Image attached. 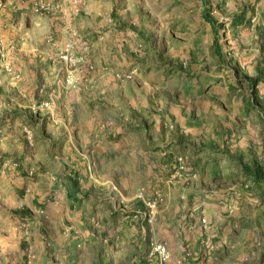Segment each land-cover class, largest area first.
Returning <instances> with one entry per match:
<instances>
[{
	"label": "rangeland",
	"instance_id": "rangeland-1",
	"mask_svg": "<svg viewBox=\"0 0 264 264\" xmlns=\"http://www.w3.org/2000/svg\"><path fill=\"white\" fill-rule=\"evenodd\" d=\"M81 7L89 30L123 39L122 69L111 73L120 88L106 94H122V119L139 130L130 142L158 146L162 181L145 197L143 227L115 234L107 256L104 246L79 251L82 257L72 249L64 262L163 264L161 244L169 264H264V0H81ZM74 88L71 75L42 106L53 109ZM180 158L186 170L174 178ZM4 190L0 264H60L47 232ZM156 192L163 201L151 211ZM62 228L53 227L52 237Z\"/></svg>",
	"mask_w": 264,
	"mask_h": 264
},
{
	"label": "crops",
	"instance_id": "crops-1",
	"mask_svg": "<svg viewBox=\"0 0 264 264\" xmlns=\"http://www.w3.org/2000/svg\"><path fill=\"white\" fill-rule=\"evenodd\" d=\"M81 8V0H0V185L6 201L20 200L33 227L47 232L60 264L68 250L82 257L104 246L107 256L115 234L143 227L142 206L162 181L158 146L130 142L139 130L122 119V94H106L120 88L111 73L122 69L123 39L89 30ZM69 43L73 71L63 61ZM71 75L75 88L45 109ZM149 216L151 223L155 212ZM53 227L67 234L54 238Z\"/></svg>",
	"mask_w": 264,
	"mask_h": 264
},
{
	"label": "built area",
	"instance_id": "built-area-1",
	"mask_svg": "<svg viewBox=\"0 0 264 264\" xmlns=\"http://www.w3.org/2000/svg\"><path fill=\"white\" fill-rule=\"evenodd\" d=\"M72 45L68 44L67 45V49H66V54L64 55V59L68 60V61H72ZM8 68V67H6ZM9 69V68H8ZM70 84H73V82L71 81ZM50 103H46L45 106L49 107ZM33 137L29 135V141H32ZM178 167L175 169L174 171V178H181V175L183 174V172L186 170V165H185V161L183 158H180L178 160ZM163 201L162 196L160 193L156 192L154 194V198L150 200V202L148 203V207L150 208L151 211H155V209L158 207V205H160V203ZM155 251L160 255L162 263L163 264H169V261L171 260V255L169 253V251L167 250V248L164 245H156L155 246Z\"/></svg>",
	"mask_w": 264,
	"mask_h": 264
},
{
	"label": "trees",
	"instance_id": "trees-1",
	"mask_svg": "<svg viewBox=\"0 0 264 264\" xmlns=\"http://www.w3.org/2000/svg\"><path fill=\"white\" fill-rule=\"evenodd\" d=\"M207 19L209 20L210 23L215 25V23L212 21V19L209 15H207ZM216 37H218V34H216Z\"/></svg>",
	"mask_w": 264,
	"mask_h": 264
},
{
	"label": "water",
	"instance_id": "water-1",
	"mask_svg": "<svg viewBox=\"0 0 264 264\" xmlns=\"http://www.w3.org/2000/svg\"><path fill=\"white\" fill-rule=\"evenodd\" d=\"M131 260H132V258H131Z\"/></svg>",
	"mask_w": 264,
	"mask_h": 264
}]
</instances>
